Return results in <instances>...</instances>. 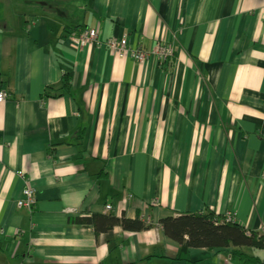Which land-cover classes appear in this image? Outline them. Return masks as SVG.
I'll use <instances>...</instances> for the list:
<instances>
[{
    "label": "crops",
    "instance_id": "1",
    "mask_svg": "<svg viewBox=\"0 0 264 264\" xmlns=\"http://www.w3.org/2000/svg\"><path fill=\"white\" fill-rule=\"evenodd\" d=\"M6 4L20 8L0 17V264H238L229 248L180 259L160 221L209 209L264 236V0ZM84 28L174 54L135 64L73 45ZM91 213L151 226L69 221Z\"/></svg>",
    "mask_w": 264,
    "mask_h": 264
},
{
    "label": "trees",
    "instance_id": "2",
    "mask_svg": "<svg viewBox=\"0 0 264 264\" xmlns=\"http://www.w3.org/2000/svg\"><path fill=\"white\" fill-rule=\"evenodd\" d=\"M84 30L85 28L80 30L78 34ZM72 79L71 73H64L62 85L56 92L58 94H61L60 90L69 92ZM64 91L62 92L64 93ZM46 92L45 95L51 94L49 91ZM69 221L76 224L91 225L97 233H109L115 226L133 231L143 230L151 226L139 217L129 219L125 216H114L112 213H91L71 217ZM160 225L169 237L179 242L180 259H185L186 251L193 247L229 248L230 256L235 263L264 264V257L248 251L253 248L264 250V236L258 232L247 231L232 220L222 219L212 210L169 216L162 219Z\"/></svg>",
    "mask_w": 264,
    "mask_h": 264
},
{
    "label": "built area",
    "instance_id": "3",
    "mask_svg": "<svg viewBox=\"0 0 264 264\" xmlns=\"http://www.w3.org/2000/svg\"><path fill=\"white\" fill-rule=\"evenodd\" d=\"M70 42L73 45L85 46L90 44L106 45L111 50L115 51L119 56L130 55L134 60L135 64H140L148 61L153 55L160 58L163 61L169 59L173 54L174 50L170 44L165 42H158L151 49H144L142 47L137 49H131L128 44L127 36H122L121 38H106L101 39L96 29H85L78 35L70 37ZM9 96L6 90L0 91V101H4ZM37 201L36 195L32 188L27 187L24 190L23 197L19 199L18 206L32 209ZM106 210H112V205L106 204Z\"/></svg>",
    "mask_w": 264,
    "mask_h": 264
},
{
    "label": "rangeland",
    "instance_id": "4",
    "mask_svg": "<svg viewBox=\"0 0 264 264\" xmlns=\"http://www.w3.org/2000/svg\"><path fill=\"white\" fill-rule=\"evenodd\" d=\"M7 1H8V0H0V17H2L5 13H6L7 15H9L10 13H13V11H15V12H18V11H19L20 5H19V6H18V5H16V6H8V4H6ZM11 1H15V0H11ZM24 9H25L26 11H28L27 8H21L22 11H23ZM20 16H21V15H20ZM0 25H2V24H0ZM226 218H227V220H229V221L233 220V219H231L230 216H227Z\"/></svg>",
    "mask_w": 264,
    "mask_h": 264
}]
</instances>
